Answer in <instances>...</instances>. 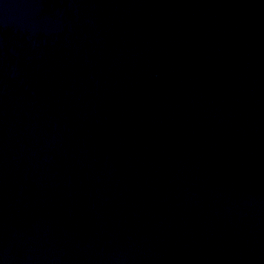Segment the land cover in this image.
Segmentation results:
<instances>
[{
  "label": "water",
  "instance_id": "95a60500",
  "mask_svg": "<svg viewBox=\"0 0 264 264\" xmlns=\"http://www.w3.org/2000/svg\"><path fill=\"white\" fill-rule=\"evenodd\" d=\"M0 264H264V0H0Z\"/></svg>",
  "mask_w": 264,
  "mask_h": 264
}]
</instances>
